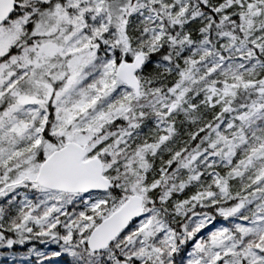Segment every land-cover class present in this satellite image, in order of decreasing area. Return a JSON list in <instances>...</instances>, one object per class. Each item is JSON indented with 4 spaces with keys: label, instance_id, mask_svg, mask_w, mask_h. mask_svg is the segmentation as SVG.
I'll return each instance as SVG.
<instances>
[{
    "label": "snow or ice",
    "instance_id": "1",
    "mask_svg": "<svg viewBox=\"0 0 264 264\" xmlns=\"http://www.w3.org/2000/svg\"><path fill=\"white\" fill-rule=\"evenodd\" d=\"M3 264H264V0H0Z\"/></svg>",
    "mask_w": 264,
    "mask_h": 264
},
{
    "label": "rangeland",
    "instance_id": "2",
    "mask_svg": "<svg viewBox=\"0 0 264 264\" xmlns=\"http://www.w3.org/2000/svg\"><path fill=\"white\" fill-rule=\"evenodd\" d=\"M2 250L6 251L5 249H0V252H4ZM0 264H3V258H0Z\"/></svg>",
    "mask_w": 264,
    "mask_h": 264
},
{
    "label": "trees",
    "instance_id": "3",
    "mask_svg": "<svg viewBox=\"0 0 264 264\" xmlns=\"http://www.w3.org/2000/svg\"><path fill=\"white\" fill-rule=\"evenodd\" d=\"M2 251H4V250H2Z\"/></svg>",
    "mask_w": 264,
    "mask_h": 264
}]
</instances>
